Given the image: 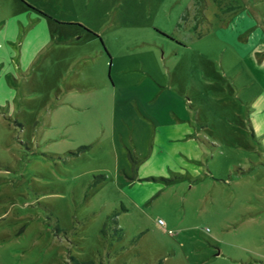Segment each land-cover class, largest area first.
<instances>
[{"label":"rangeland","instance_id":"1","mask_svg":"<svg viewBox=\"0 0 264 264\" xmlns=\"http://www.w3.org/2000/svg\"><path fill=\"white\" fill-rule=\"evenodd\" d=\"M220 1L0 0V264H264V0Z\"/></svg>","mask_w":264,"mask_h":264},{"label":"crops","instance_id":"2","mask_svg":"<svg viewBox=\"0 0 264 264\" xmlns=\"http://www.w3.org/2000/svg\"><path fill=\"white\" fill-rule=\"evenodd\" d=\"M230 1H234V0H230ZM210 2L214 6H218V7L221 6L220 0H210ZM249 3H248V6H249ZM248 6H245L242 8H240V6L230 7L229 10L227 11V13L225 12V14L220 16V19H218L220 21L219 27L224 28L225 31L227 32L228 28H230L231 26L234 27L235 24L239 25V17L237 18V15L240 12H243L242 14H239V15H242V17H244V16L247 17V13L250 14V12L248 11L249 10ZM245 11H247V13ZM38 19L41 20L42 17L38 18ZM50 20H51V18H50ZM57 23H56L57 26L51 25V27L48 30L47 37L51 41L59 43L61 36L65 40L69 39V37L65 33H62L60 31V29L58 28L59 24L63 25V23H66V22L65 21H62V22L59 21ZM32 31H33V28H31L29 33L20 37L21 50H20L19 54H41L43 52V49H44L43 47H46L47 42L42 43L41 37L34 34ZM246 32L247 31H243L239 35H237V37L235 38V43L240 44V45L245 43L250 48V44L252 43V41H255V40H253L251 34H249V33L245 34ZM259 40H260V38H259ZM258 41H256V43H258ZM33 48H36V50H33ZM48 54H45L46 56L48 55V57L45 56L44 58H42L45 60H42V62H40V65L42 67L47 64V62H46L47 59L52 60L53 64L55 65L54 66L55 67L54 72H55L56 77L58 76V77L63 78V77L68 76V74H69L71 77V83L69 82L68 84L71 88H73L74 84H77V86H78V84L81 86H84V83L81 80V78H83V76H82V67L80 66L81 65L80 60L86 58L85 56L79 57L76 54H69L66 51L60 50L58 48H56V50L53 49L51 51V53L49 52ZM22 58H23V56H22ZM38 63L36 62L37 66H38ZM29 65H32V62H29V64L26 65L25 72H28V70H29L28 66ZM74 82H76V83H74ZM28 91H30V90H28ZM257 99H258V96L256 94H254L249 100H250V102H253V101H256Z\"/></svg>","mask_w":264,"mask_h":264},{"label":"built area","instance_id":"3","mask_svg":"<svg viewBox=\"0 0 264 264\" xmlns=\"http://www.w3.org/2000/svg\"><path fill=\"white\" fill-rule=\"evenodd\" d=\"M159 223L162 224V225L164 224V222L162 220H159Z\"/></svg>","mask_w":264,"mask_h":264}]
</instances>
